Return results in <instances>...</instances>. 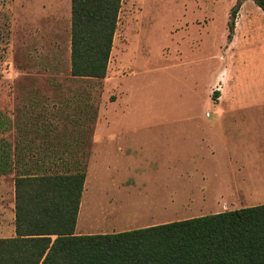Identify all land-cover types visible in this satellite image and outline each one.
Returning a JSON list of instances; mask_svg holds the SVG:
<instances>
[{
  "label": "rangeland",
  "instance_id": "rangeland-1",
  "mask_svg": "<svg viewBox=\"0 0 264 264\" xmlns=\"http://www.w3.org/2000/svg\"><path fill=\"white\" fill-rule=\"evenodd\" d=\"M71 25V0H0V147L15 138L18 174L85 171L81 234L264 203V186L218 195L227 152L218 138L215 156L205 143L217 103L264 90L254 0H122L104 78L71 74ZM256 114L264 107L225 116ZM242 126L240 146L262 150L264 133Z\"/></svg>",
  "mask_w": 264,
  "mask_h": 264
},
{
  "label": "trees",
  "instance_id": "trees-1",
  "mask_svg": "<svg viewBox=\"0 0 264 264\" xmlns=\"http://www.w3.org/2000/svg\"><path fill=\"white\" fill-rule=\"evenodd\" d=\"M121 1L71 0L73 76H106ZM254 2L264 12V0ZM240 6L231 10L228 40ZM219 95L214 92L215 102ZM85 181V171L18 174L16 234L0 238V264H264V203L76 234Z\"/></svg>",
  "mask_w": 264,
  "mask_h": 264
},
{
  "label": "crops",
  "instance_id": "crops-1",
  "mask_svg": "<svg viewBox=\"0 0 264 264\" xmlns=\"http://www.w3.org/2000/svg\"><path fill=\"white\" fill-rule=\"evenodd\" d=\"M258 94H260V97L255 96L251 98L232 99L219 102L217 103L218 109L216 110V115L210 119L205 118L206 124L211 130L210 132L213 137L206 139L205 142L209 153L212 156L216 155L217 148L212 141L216 138H218L227 152L226 159L216 160L219 165L217 173L219 177V183L217 184L219 186L218 195L232 196V199L234 200H237L239 196L251 195L253 193L251 188L253 187L264 186V148L260 147L262 150H259L258 152V149H256L257 151L243 149L239 144L244 135L243 123L250 122L251 130L257 135V137L258 135H263L264 114L226 117L225 113L249 106L264 107V90H259ZM206 116H211V114H207ZM12 132V136L14 137L15 131L12 130ZM9 135L11 137L10 133ZM7 138L9 139V136H7ZM10 143V146L3 144L0 147V238H4L6 234L14 233V236L16 234L15 180L18 176L17 171L19 170V165L16 162L15 157V138H12ZM2 169L5 170L3 171ZM24 169L21 168L20 172H25ZM203 175L204 178L202 181L205 180V183L209 184V181L206 180L208 174L203 173ZM8 179H10L12 185H10V191L7 192L10 184ZM207 187H209V185ZM254 192L259 193V191ZM94 227L98 226L94 225L93 228ZM75 232L76 234H81V232L77 230V226ZM85 234L89 233L87 232ZM11 237H13V235Z\"/></svg>",
  "mask_w": 264,
  "mask_h": 264
}]
</instances>
